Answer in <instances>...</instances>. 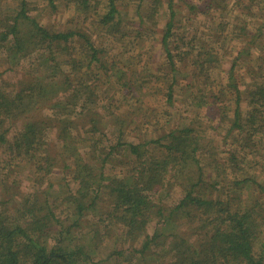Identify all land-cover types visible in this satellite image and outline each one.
<instances>
[{
	"label": "trees",
	"instance_id": "16d2710c",
	"mask_svg": "<svg viewBox=\"0 0 264 264\" xmlns=\"http://www.w3.org/2000/svg\"><path fill=\"white\" fill-rule=\"evenodd\" d=\"M65 1L69 4L76 0ZM77 1L81 6L77 10L85 11L89 0ZM107 1V11L100 21L109 25L117 20L112 29L119 33L121 11L116 0ZM231 1L235 6L245 5L243 10L261 0H198L197 3L193 0H136L138 8H146L150 14L163 15L166 19L159 43L165 56L164 66L161 68L156 61L152 60V64L149 61L142 77H150L155 90L159 82H163L164 91L158 89L156 93L154 90L150 96L163 95L168 106L164 111L167 121L158 130L144 127L145 133L141 135L136 134V129L130 130L134 134L130 135L138 142L126 141L131 122L136 119L133 122L138 123L137 131L143 124L156 126L157 110L147 107L142 98L130 106L132 113L126 111L124 114L109 112L108 107L99 106L98 102L106 104L104 99L115 90L133 91L137 86L132 84V77L137 79L140 72L130 70L129 73L116 63L102 60V50L89 42L81 28L49 31L28 15L25 0L15 15L0 16V49L15 59V62L9 61L12 65L9 71H16L15 63L22 57L36 59L28 64V71L20 72L14 84H6L5 71L0 72V148L8 155L5 165L24 158L34 168L35 180L41 185L61 163L64 169L71 170L78 185L75 193L63 197L58 193L55 202H51L48 199L50 185L47 184V188L31 194L30 199L25 197L22 209L12 216L4 213V201H0V264H96L90 259L95 252L89 250L90 246L75 244L76 249L70 247L71 231L79 227L80 218L88 212L100 213L101 205L109 208L103 221L125 226V241L134 243L145 236L141 249L136 251L142 255L151 242L163 234L150 238L145 232L147 215L156 210L163 218V230L175 229V233L168 236L167 251L173 257L170 264H264L261 237L264 181H258L264 176V169L262 165L256 168L251 162L264 157V64L252 65L250 59L253 48L262 52L260 60L264 61V24L259 26L257 34L248 32L250 26L244 27L246 22L240 27L233 26L234 39L244 45L225 71L226 83L210 85L208 92L197 94V90H191L190 82L195 86L200 75L206 77V82L212 79L205 74L214 64L213 51L207 50L204 42L199 43L200 50L194 51L192 45L184 50L189 45L183 40L190 35L186 20L206 16L212 19L217 11L225 12ZM183 11L187 19L179 17ZM218 25L224 33L226 24L220 22ZM178 31L185 36L177 38ZM74 37L80 45L75 53L70 50ZM137 39H133L135 49L141 44ZM219 39L220 35L212 43ZM129 43L126 40L123 46L126 48ZM10 45L14 56L8 51ZM137 55L139 57L142 52ZM241 57L247 63L244 72L251 82L254 81L251 88L247 85L243 90L239 89L240 78L235 71ZM189 61V70L184 73L181 65ZM153 63L155 71L149 66ZM62 65L68 68L63 69ZM98 72L100 74L96 75ZM102 77L107 79L103 89L111 83L102 92L103 96L99 94L102 88L98 87ZM217 85H220L218 92L213 94L211 89ZM175 88L189 91L190 104L184 110H190V117L208 105L209 113L227 124L220 147L213 150L208 146L210 143L201 141L205 130L196 127L191 118L185 120L179 115L183 110L176 106ZM217 103L222 105L216 106ZM241 103L247 107L242 108ZM106 119L116 128V143L108 144L107 148L103 146ZM18 121L22 122L21 130L8 139L10 126ZM53 129L59 143L50 150L52 145L46 139ZM79 141L87 145L84 153ZM219 152L222 154L218 155ZM206 159L210 171L207 175L201 163ZM255 163L258 164L256 160ZM107 165L125 170L118 176L106 172ZM228 170L232 180L227 178ZM171 180L181 184L184 196L170 207L154 204L151 196L162 191L164 182L167 181L168 186ZM251 187L259 191L253 189L250 193ZM59 199L71 208V223L65 224L56 214ZM182 222L189 224V235L178 234L176 227ZM52 238L54 244L49 246Z\"/></svg>",
	"mask_w": 264,
	"mask_h": 264
},
{
	"label": "rangeland",
	"instance_id": "374dc122",
	"mask_svg": "<svg viewBox=\"0 0 264 264\" xmlns=\"http://www.w3.org/2000/svg\"><path fill=\"white\" fill-rule=\"evenodd\" d=\"M51 1L25 0V5H27L28 8V15L35 18L49 31H74L78 29L80 30L81 28V31H83V33L89 38V42L93 43L99 50H102V60H105V62L107 61L108 64L111 62L116 63L125 71H129V73L130 70L140 72L141 76H138L137 79H133L132 77L131 81H134L132 84L137 86L133 89V91L127 92L123 88L122 91L115 90L112 94L108 95L107 99H104L106 104L98 102L99 106L108 107L109 112L112 111L113 113L116 112L118 114H124L126 111L132 113L133 108L130 106L133 105L138 100V98H142L143 103L147 105V107L155 108L157 110L158 116L156 119L158 120V125L148 126L147 124H143L140 126V131H137L139 130L137 126L138 123L136 124L133 122L136 120L134 118V120L131 122L132 124H129L130 129L126 131L129 132V135L126 137V141L138 142V139L133 136L134 134L131 133L130 130L136 129L135 132L139 135L145 133V131H143L145 129L144 127H148L150 129L156 128V130H158L161 124H164L167 121V117L164 115V111L168 107L167 102L163 95L150 96V94L155 90L154 82L150 81V77H142L145 76L142 73L146 68V64H149V61H151V64L153 61H156V63H158L161 68L164 66L165 56L159 48V43L164 30V21L166 20L163 15L150 14V11H148L146 8H138L136 0H130V2L126 0H116V5L121 11L118 25L121 31L116 33L112 29V26L118 23L117 20V22L114 21L109 25H103L100 21L107 11V0H89L87 9H85V11L77 10V8H81V6L78 5L77 0L69 4L65 0ZM193 1L197 3L198 0ZM21 2L22 0H0V16L3 17L15 15V12L20 9ZM52 4H54V6ZM244 6L245 5L235 6L233 1H231L229 2L225 12L217 11L214 16H212V19H209V16H206V18L203 19L193 18L192 20H186V30H189L190 35L183 40L184 43L189 45L184 50L188 49L190 45L195 46L194 51L200 50L199 43L201 44V42H204L208 45L207 50L213 51L214 57V64L212 63L213 65L210 66L212 68L209 69V73L205 74L206 76L210 77V79H212L206 82V77L200 75L195 81V86L193 82H190L191 90H197V94L204 93L206 91L208 92L210 85L219 84L221 82L224 85L226 83L225 71L229 68V63H232L234 57L237 56L238 51L244 45L242 42L234 39V36L232 35L233 26L238 27L239 25L240 27L243 22H246L244 27L247 25L250 26L248 32L250 34H257L259 26L261 27L264 24V0L257 2L256 5H252L251 7L246 6L242 10V7ZM163 8L166 9V4L163 5ZM141 9L142 11L140 12L139 10ZM137 10L139 13H137ZM182 14L183 15L179 17L185 16L187 19L186 11H183ZM220 22L221 24H226L224 33L220 32L221 25H218ZM219 35V41L212 43V40H214V38L218 37ZM176 36L178 38L179 36L182 37L185 35H183L182 31H178ZM135 38H138L137 42H141V44L138 45V48L136 49L132 47L134 43L133 39ZM76 40L77 38L74 37L71 41L72 49L70 48V50L73 53L80 49L79 41ZM126 40L130 43L129 46L126 45L125 48L123 44L126 43ZM250 50L253 54L250 58L252 60V65H263L264 61L260 60L262 52L253 48ZM8 51L14 56V49L11 45ZM139 52H142V55L138 57L137 53ZM131 57L133 58L132 61H130ZM12 59L13 58L11 56H8L5 53L4 49H0V72L5 71L3 80L6 84H14L17 82L21 76L20 72H23L24 70L25 72L28 71V64H31L36 60L33 56L28 58L22 57L21 59L17 60V63H15L16 71L11 72L9 70L11 69L12 65L9 61ZM13 60L15 62V59ZM237 61L238 63L236 64L235 71L237 77L240 78L239 89L243 90L247 85H249L251 88L254 84V81L251 82L244 72V68L247 67V63L242 57ZM190 62L191 61L181 65L182 67L180 66L184 73L185 70H189V67L187 66L191 64ZM149 66H151L155 71V63H153V66ZM62 68L66 69L68 66L62 65ZM98 74L100 73H96V75ZM130 79L131 78L128 77L129 81ZM106 82L107 79L105 77H102L99 81L98 87L102 88L99 90V94L101 95L103 94L102 92L107 90V88H109L111 85L109 82L108 87L103 89L106 87ZM137 82L141 84L137 85ZM219 86L220 85L212 87L211 91H214L213 94L218 92ZM139 87H141L140 90ZM158 89L164 91L163 82H159V84L156 86V93L159 92ZM141 90L143 92H148L149 94H143V92L141 94ZM175 92L176 106L178 107V110H183L179 115L181 117H185V120L191 118L192 121L195 122L196 127H198L201 131L205 130L202 132L203 140L201 141L210 143L208 146L212 147L213 150H215L217 146L220 147V140L222 139L223 134L226 132L225 130L227 124L221 122L218 117L212 116L207 108L208 105L202 106L199 111L197 110L195 112L194 117L192 116L194 113L190 117V110H184L186 108L188 109V105L190 104L187 95L189 94V91H184L181 89L178 90L175 88ZM215 105L220 107L222 104L217 103ZM240 106L242 108L247 107L245 103H241ZM140 117L141 116H139L137 119H140ZM188 122L189 121H187V123ZM21 128V121H18L14 125L10 126V131L7 138L10 139L13 134L21 130ZM104 131L106 134V139L103 141V146L105 147L108 146V144H115L116 128L112 127L107 122V119L105 121ZM151 132L152 131L148 133ZM46 140L50 143V145H52L49 148L50 150H53V148L58 146L59 142L55 129L47 133ZM79 145L81 152L84 153V146H87L86 143L80 142ZM220 154H222V152H219L218 155ZM208 156L209 154L206 157ZM262 158L263 159L255 158L251 160V162L254 166H256V168H260V165H262L264 169V157ZM7 159L8 155L4 154V150L0 148V201H4L2 208L5 211L4 213L9 216L14 215L17 210L22 209L21 206L23 205V200L25 197L30 199L29 196H31V194H33L38 189L43 190L44 188H47V184L50 185L51 195L48 197V199L51 202H55L54 198L58 193H61L60 196L63 197L70 193H75L78 188L76 181H74L72 178L71 170L64 169L61 163L54 169L53 173L48 176L49 178L47 181L45 180V182L39 185L35 180L36 177L34 168L31 167L29 162L24 160V158H18L13 162V164L6 166L4 161ZM255 160L258 162V164L255 163ZM201 163L204 165L203 173L207 175L210 172L209 168L206 167L207 159L203 160ZM106 167L108 168L106 172L118 176H121L120 173L125 170L120 166L111 168L110 165H107ZM229 172L230 171L228 170L227 178L232 180ZM212 176L214 175L212 174ZM211 179L214 178L211 177ZM4 180L5 182H3ZM227 181L228 180H224L225 183H228ZM258 181L263 182L264 176H260ZM169 183L170 184L167 186V181H165L162 187L164 189L151 196L154 204L160 203L170 207L176 205L184 196L183 187L181 184H179V182L171 180ZM5 188H8V190H5ZM253 189L256 192L257 188L251 187L249 189L250 193H252ZM258 191L259 189L257 192ZM244 199H246L245 192ZM56 204L57 206L60 205L56 210V214L60 220H63L65 224L71 223V220H69L71 208H68L64 203L62 204L60 199ZM108 210L109 208H106V205H101L100 213L99 211L88 212L86 215L81 217L79 221V227H74L71 231L72 236L70 247H74L76 249L75 244H85L86 246H90L89 250L95 251L90 259L96 264H170L171 260L173 261L172 253L167 251L169 246H167V244L169 240V234L175 233L173 231L175 229H170L171 227H169L167 230H163V218L156 213V210L148 213L147 222L145 223V232L150 238L156 236L159 237L160 234H163L154 242H151L150 247L145 252V255L136 252L137 250L141 249V245L145 236H142L134 243L125 241V226L123 227L122 225H114L110 220L103 221V219L106 218L105 214ZM182 223L183 224H179V226L176 227L178 234L183 236L189 235V224L186 222ZM261 237L264 242V225ZM155 242H160V244H154ZM53 244L54 239L52 238L49 241V246H52Z\"/></svg>",
	"mask_w": 264,
	"mask_h": 264
}]
</instances>
